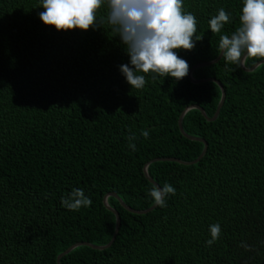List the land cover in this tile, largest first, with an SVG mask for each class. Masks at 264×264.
I'll return each instance as SVG.
<instances>
[{
  "label": "trees",
  "instance_id": "1",
  "mask_svg": "<svg viewBox=\"0 0 264 264\" xmlns=\"http://www.w3.org/2000/svg\"><path fill=\"white\" fill-rule=\"evenodd\" d=\"M41 5L0 0V264H57L75 244L107 246L115 216L104 197L114 194L136 212L150 209L144 166L196 161L204 145L181 135L179 117L197 106L212 119L221 99L216 84H193L188 75L148 76L144 89H132L119 68L130 58L106 23L57 31L40 20ZM242 6L243 0H183L197 18L196 35H203L194 50H174L190 70L218 58L220 35L239 27ZM221 7L231 22L213 34L208 21ZM263 61L249 58L245 68ZM192 78L214 79L225 92L214 122L197 110L182 121L185 135L206 143L205 156L191 166L149 165L157 186L176 189L167 206L136 215L108 198L120 219L113 244L103 251L79 247L60 264H264V65L247 73L222 58ZM129 130L138 137L136 151L128 147ZM73 188L83 189L91 206L63 207ZM216 223L222 234L208 246Z\"/></svg>",
  "mask_w": 264,
  "mask_h": 264
},
{
  "label": "clouds",
  "instance_id": "2",
  "mask_svg": "<svg viewBox=\"0 0 264 264\" xmlns=\"http://www.w3.org/2000/svg\"><path fill=\"white\" fill-rule=\"evenodd\" d=\"M41 7L45 11L39 13L40 20L57 31L96 30L106 23L125 46L130 60L119 68L126 82L136 90L144 89L148 76L153 80L186 78L190 65L174 50L192 51L196 42L203 40V35H196L197 18L183 9V0H42ZM103 9L107 14L100 17ZM230 22L231 13L221 7L208 25L213 34H219ZM239 22L231 36L220 35L219 51L227 64L246 67L249 58H264V0H243ZM129 133L128 147L136 151L134 141L138 137L131 130ZM140 135L148 139L149 131L142 129ZM175 194L176 189L168 183L162 187L153 185L148 193L154 205L161 208ZM61 202L70 211L92 204L84 190L78 188L66 193ZM221 234L219 223L210 225L211 239L206 244L212 246ZM240 247L253 250L246 242H241Z\"/></svg>",
  "mask_w": 264,
  "mask_h": 264
},
{
  "label": "water",
  "instance_id": "3",
  "mask_svg": "<svg viewBox=\"0 0 264 264\" xmlns=\"http://www.w3.org/2000/svg\"><path fill=\"white\" fill-rule=\"evenodd\" d=\"M222 59V55H221V52L218 56V58L213 61V62H209V63H204V64H200V65H197V66H194L190 71H189V74H188V79L193 83V84H200V83H214L216 84L220 91H221V99H220V102L217 106V109L215 111V114L213 116L212 119H208L207 116L205 115V113L203 112L202 109H200L199 107L197 106H190L188 108H186L182 114L180 115L179 117V120H178V129L181 133V135L186 138L187 140H190V141H194V142H198V143H201L204 145V148H203V151L201 153V155L199 156V158L192 162V163H182L180 162L179 160H175V159H157V160H154V161H151L149 162L148 164H146L143 168V175L145 177V179L153 186V185H156L153 180H151V178H149L148 176V173H147V169L149 167V165H151L152 163H157V162H164V163H176V164H180V165H183V166H191V165H195L197 164L206 154V150H207V145L206 143L201 140V139H195V138H190L188 137L187 135H185V133L183 132V129H182V121H183V118L184 116L189 112V111H192V110H197L201 113V115L203 116V118L207 121V122H214L218 115H219V112H220V109L224 103V100H225V92L222 88V86L220 85L219 82H217L216 80L214 79H204V80H200V81H195L193 78H192V73L197 70V69H200V68H205V67H208V66H211L213 64H216L217 62H219L220 60ZM261 65H264V61L263 62H260V63H257L255 66H253L252 68L250 69H246L245 67H240L244 72H247V73H251L253 71H255L259 66ZM114 198L116 199L119 204L121 205V207L132 213V214H136V215H145V214H148L150 212H152L157 206L153 205L150 209L146 210V211H142V212H136V211H133V210H130L129 208H127L123 202L114 194H108L104 197L103 199V205L104 207L109 211L111 212L114 216H115V230H114V234H113V237L110 241V243L107 245V246H104V247H95V246H92V245H89V244H86V243H78V244H75L73 245L72 247H70L69 249H67L64 253H62L61 255H59L57 257V260H56V263L57 264H60V260L65 257L66 255H68L69 253H71L73 250L79 248V247H88V248H92L94 250H100V251H103V250H106L108 249L114 242L115 240V237L117 236L118 234V230H119V226H120V219H119V215L117 214V212H115L113 209H111L108 204H107V200L108 198Z\"/></svg>",
  "mask_w": 264,
  "mask_h": 264
}]
</instances>
